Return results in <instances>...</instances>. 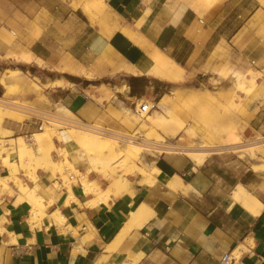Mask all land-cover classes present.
<instances>
[{
  "label": "crops",
  "instance_id": "0c3cea01",
  "mask_svg": "<svg viewBox=\"0 0 264 264\" xmlns=\"http://www.w3.org/2000/svg\"><path fill=\"white\" fill-rule=\"evenodd\" d=\"M25 1L0 0V62L7 65L17 61L39 67L36 62L41 61L58 71L65 60L62 69L69 72L62 73L90 78L93 73L85 67L96 63L92 72L98 73L107 61L119 69L113 75L104 72L98 77L119 75L125 83L117 89L125 97H131L130 78L147 79L146 93L137 101L147 99L155 84L174 82L146 75L155 67L152 47L180 65L183 76L215 75V68L232 56L235 46L241 47L235 50L240 57L252 59L257 71L264 72V0H102L107 6L103 13L113 21V30L102 33L89 25L93 32L81 41L67 36L71 29L54 17L57 7L54 11L39 7L29 18ZM35 17L51 21L42 25ZM124 29L133 35L126 37ZM29 31L33 32L26 43L29 52L19 53L18 58L10 55L9 33L24 38ZM18 70V75L3 83L25 85V73ZM57 81L61 85H54ZM102 84L92 85V94L84 88L89 90V84L50 78L49 87L41 92L26 91L16 98L39 108L59 106L87 124L101 119L110 123L105 93L97 89ZM0 94H5L1 83ZM120 95L115 94L117 98ZM111 105L118 109L114 101ZM34 129H22L18 123L11 127L13 133L24 137L33 135ZM59 133L62 139L55 141L58 148L73 153L76 143L66 138L69 133ZM214 156L201 164L179 156L159 158L158 182L162 183L138 185L134 196L110 195L95 205L91 204L93 196H86L79 184L71 185L74 201L59 173L39 169L35 180H30L22 170L19 179L43 199L44 215L32 220V205L14 182L11 192L0 189V264H221L223 256L233 254L240 245L243 248L230 264H264V193L259 191L264 174L253 171L250 175L249 169L239 170L242 163L220 156V164ZM15 162L19 165L18 158ZM9 173V167L0 161V176ZM173 173L182 179L183 187L170 192L165 184ZM238 185L259 191L256 198L262 208L258 214L233 200ZM139 203L150 206L152 217L119 239L130 210Z\"/></svg>",
  "mask_w": 264,
  "mask_h": 264
},
{
  "label": "rangeland",
  "instance_id": "374dc122",
  "mask_svg": "<svg viewBox=\"0 0 264 264\" xmlns=\"http://www.w3.org/2000/svg\"><path fill=\"white\" fill-rule=\"evenodd\" d=\"M77 5L80 6V8L76 10ZM25 7L27 8V15L29 18L34 16V11L39 7H46L49 11H54L55 7H57V13H55L54 17H56L57 21L64 27L68 25V28L71 30L67 31V36L71 37L72 39L74 38V41H81V38L86 37L87 33L89 35L92 34L93 31L89 28V25L95 27L102 33H104L105 30L108 32L113 30V21L108 18L106 13L100 15V13L98 14L97 12L100 9H107L105 2L102 0L91 4L83 3L81 0H26ZM52 18L53 17H51V19ZM35 20L38 23H42V25L49 24L51 21L50 19H45L43 17H35ZM52 21L54 20L52 19ZM64 32H66V30H64L63 33ZM32 37L33 32L31 33L30 31L24 38L18 37L16 34L9 33V42L12 49L10 51V55L16 56V58H18L20 57L18 56L19 53H28L29 47L26 45V43L30 42ZM74 49L79 50V47H74ZM239 49H241V47L235 46L234 50H232V56H229L227 61L220 62L217 68L214 70L215 75H211V77L192 78L189 74H187L184 76L182 75L179 79L172 83L166 82L160 85L155 84V88L151 89V92L147 96V100L150 102L151 106L148 109L149 113L146 116H141L136 112V108H138L136 106L138 103L136 98L139 95L146 93L144 89L142 92H133L131 88V93L129 94L131 97H125V95L117 89L125 83L120 81L121 79H119V75H116L112 78L98 77L100 73L102 74L104 72L109 73V75H113L115 70L119 69L118 66L114 67L107 61L101 64L103 69H101L98 73L92 72L96 63L87 65L85 67L86 71L88 73H93V75L91 74L92 76L90 78L78 73L77 74L79 76L67 74L69 70L62 69L65 60L61 61L62 65L58 67V71L54 68H50L46 63L41 61L36 62L39 67H33L29 65L23 66L21 62L17 61H13L9 65H7V63L0 62V83L5 88V94H0V96L8 100L17 101L18 103L28 107L46 112H55L56 114L63 117H73V115L70 113L61 111L59 106H55L54 108L49 107L46 109L39 108L33 104L20 100L18 97L16 98V95L25 93L26 91L41 92L45 88L49 87L46 84L50 82V78L53 79L57 77H59L60 80H68L74 83L83 82L84 86L89 84V90L86 89V87L84 88L86 93L88 91L92 94L95 91L92 85L105 83L110 88V95L104 96L106 98V102L108 103L106 118H109L111 122L105 123V121L101 119L97 121L95 125L106 129H113L119 133L137 134L142 139V141L145 140L146 142H151V144L144 142L138 143L142 146L145 145L149 148V150H145L143 148L139 149L138 155L135 156L134 165L132 164L128 165V167H122L120 164H118L119 160L116 159V161L114 160V163H112V167H109L110 171L107 172V176L110 175V177H112L111 175L118 176V174H120L124 176V178L128 179V184L132 189H134V191H132L133 193L130 192L131 194L126 192L129 193V195H135V189L138 185L151 186L159 183L158 175L160 170L157 164L159 158L164 156L168 157L170 155L189 159L182 151L175 154H162L160 153V150L155 151V149L151 148L153 145L161 146L162 142L186 145L189 146L188 150L199 151L203 150V148H200V146L203 144H207V146L212 147L219 146L226 140L228 135L236 134L242 140L243 143L241 145L244 147L253 143H256L258 147L252 149L249 154L235 152L231 149H218L215 147L214 149L217 150H213L208 156H206L205 160L215 155L214 157L219 158L217 160L220 164L222 163L223 159H227L234 163H242L243 166L240 167L239 170L249 169L250 175L253 174V171L264 174V72L260 73L259 75V72L257 71V63L253 62L252 59L248 60L246 58L240 57L238 53L235 52V50ZM63 50V47L60 48V51ZM34 61L35 60L31 62L34 63ZM12 68H18L23 71V73H25V77L23 79V83L25 85H5V83H3L2 74L6 72L3 70ZM108 68H110V71H108ZM61 71L68 72L62 73ZM250 72L251 74L257 73V84L249 86L248 90L239 88L236 85V79L238 78L237 74L244 73L245 75L248 74L247 76L249 77ZM71 78L73 79L71 80ZM35 84L39 85L41 89H38ZM173 88H176L177 90L174 91V93H171ZM118 92L121 93V97L119 98L115 96V94ZM165 93L170 94V101H168L169 111H165L162 108L157 107L158 102L161 101ZM109 97L112 98L109 99ZM113 101L116 103V107H118V109L112 107L111 104ZM119 101L122 103H119ZM127 109H129V111H126ZM153 110L163 116H174L177 120L179 119L178 121L184 126V130L178 132V123H173V127L171 128L152 124L150 113ZM0 116L2 119V123L0 124V147L2 148L0 149V161H2L3 165L5 166H8L9 164V166H11L15 164L16 170L14 174L9 173V176H0V178H3L8 183V187L3 188L0 186V189L2 192H11L12 183L14 182V184L17 186L18 183H16V181H22L19 179V173H21L22 170L24 171V174L27 175V177L31 180L36 177L35 175L39 170V166L37 165L38 163L36 160H31L30 163H27V161H25V158L27 157L24 156L20 158L19 155L16 154L15 149H13V153L11 152V154L7 156L3 151L6 149L5 145L8 143L7 140L21 137L28 145L32 153H38L35 149L36 146L34 141L38 137H34L33 135L24 137L25 135L22 133H13L11 131L13 123H18L20 128L23 129L24 127L22 125L25 124L26 121H29L33 118L28 117L27 115L21 116L16 111L15 115L12 113L0 112ZM47 127L51 128L53 137L52 141L54 148L51 151L53 160L57 161L58 164L60 162L58 165L60 167H62V163L64 167L67 163V165L70 167L68 172L63 169L64 171L59 173L64 178L65 186L67 185L66 187H68V182L71 185H80L79 181H81V173H84L87 171V169L91 168V162L88 160L90 159V152H84L85 150L76 144L75 151H73V153L68 154L64 158L57 156L58 151L64 150L58 148L59 145H56L55 141L57 136L60 135L59 132L69 133L70 128H64L50 124L44 126L43 129L45 130ZM35 132L39 133L42 131H39L35 127L33 133ZM42 139L46 140L48 137L43 136ZM8 144H10V148H16V142H11ZM193 145L196 147L193 148ZM86 153L88 154L89 158ZM220 156L223 157V159H220ZM17 158L19 159V165H17L15 162V159ZM34 162L38 167L34 164ZM70 162L73 168L70 166ZM152 164L157 168L156 173L152 170ZM215 165L218 164L216 163ZM113 168H115V170L117 169L116 172L113 170ZM33 170L36 173H34ZM92 171H94L92 172L94 173V177L90 175V179L97 180L96 182L99 184L101 190H106L110 183L109 178L96 169ZM118 171H120V173ZM152 176L155 177V179H152ZM22 183L24 182L22 181ZM247 190L250 191L255 197L258 196L259 191L264 193V179L259 191H252L250 189ZM241 248H243V246L240 245L239 248L231 255V259L238 257V252Z\"/></svg>",
  "mask_w": 264,
  "mask_h": 264
},
{
  "label": "bare ground",
  "instance_id": "6f19581e",
  "mask_svg": "<svg viewBox=\"0 0 264 264\" xmlns=\"http://www.w3.org/2000/svg\"><path fill=\"white\" fill-rule=\"evenodd\" d=\"M81 1L83 3H86V4H88V3L91 4V3H97L100 0H81ZM205 4H206V2H204V5ZM77 7H79V6L77 5L76 8ZM199 10H200V8L198 9V11ZM104 11H105V9H100L97 12H98V14L100 13V15H101ZM123 33L128 38L133 35V32L131 30L124 29ZM150 55L153 58V60L155 61V67L146 72L147 76H156V77H161V78L169 80V81H176L177 79H179L184 74V69L180 65L175 64L172 60H170V58H168L166 55H164L163 52L160 51L159 49L152 47L150 49ZM5 71L6 72H4V74H2V80L3 81L12 79L20 73V71L18 69H8ZM237 75H238V78L236 79V85L239 88H242L243 90H245V89L248 90L249 86H253V85L257 84V82H256L257 73L251 74V72H250L249 77L247 76L248 74L245 75L244 73H239ZM259 75H260V73H259ZM61 83H62L61 81H57L54 83V85H61ZM97 89L99 91H103L105 93V96L110 95V93H109L110 88L105 84H102ZM234 89H236V88H234ZM176 90H177L176 88H173L171 93H174V91H176ZM169 95L170 94L165 93L163 95L161 101L158 102L157 107H160L165 111H169V108H168V101H170ZM98 99L101 101L103 100L101 97ZM16 103H18V102L16 101ZM145 103L148 105V107L145 109V111L141 112L142 107L144 106ZM150 106H151L150 102L147 99H145L144 97H142L140 100H138V103H137L138 108H136V112L139 113L141 116H146L149 113L148 109L150 108ZM15 111L21 116L27 115L28 117H30L28 114H25L22 111H17V110L10 109L8 107H4V106L0 105V112L12 113L13 115H15ZM126 111H129V110H126ZM152 112H153V114H152ZM152 112L150 113L152 124L162 125L164 127L171 128V127H173V123H176V124L178 123V128H177L178 132L184 130V126L181 124V122L178 121L179 119L177 120L174 116L173 117L172 116L166 117V116L161 115L160 113L159 114L156 113L155 110H153ZM1 121H2V119L0 116V124L2 123ZM52 125L58 126L57 124H52ZM96 127H98V128H96V130L87 129V128H70L69 135H68V137H66L67 139L69 138L71 141L78 144L83 150H85L84 152H86V151L88 153L90 152L89 153L90 159H88V160H90V162H91V165H90L91 168L87 169L86 172L81 173V175H80L81 181H79V183L82 186L83 193L86 196H93V200H91L92 201L91 204H94V205L97 203L103 202V201L105 202L111 194H113L115 196V195L124 194L126 192L130 193V192L134 191V189H132L131 186L128 184V179L124 178V176L118 174V176L111 175L112 177H110L109 174H108L109 176H107V172L110 171L109 167H112V165H113L112 163H114V160L116 161V159H118L119 160L118 164H120L122 167H128V165H132V164L134 165L135 156L138 155L139 149L143 148L145 150L146 149L149 150V148L146 147L145 145L142 146L141 144H138V143L131 141L130 140L131 137L127 133H123V134H125L124 137H126L125 140H118V139H116L115 136H112L111 134L109 135L108 133L107 134L102 133L105 130L100 128L99 126H96ZM108 131H110L109 133H112V134H116V133L118 134L119 133L118 131H115L113 129H108ZM33 136L38 137L34 140L35 146H36L35 149L37 150L38 153H36V152H35L36 154L32 153L30 148L28 147V145L25 143V141L21 137L16 138L18 140H16V139L7 140L8 143H11V142L15 143L16 142V144H15L16 148H10L9 147L10 144L7 143L5 145L6 149H4L3 151L6 153L7 156H9L11 154V152L13 151V149H15L16 154L19 155L20 158H22L24 156L27 157V158H25V161H27V163H30L31 160H34V161L36 160L38 163L37 165L39 167L35 164V162H34V164L39 169L47 170V171H50L54 174L55 173H62L64 170H66L67 172L70 170V167L67 165L68 163L66 164L67 166L65 165V167H64L63 163L61 162L62 167H60V166H58L60 164V162L58 164L57 161L53 160L51 151L54 148V144L52 141L53 137H52L51 128L47 127L42 132H39V133L35 132L33 134ZM40 136H42V137L46 136V137H48V139L43 140L42 137H40ZM32 139H34V138H32ZM61 139H62V137L60 135H58L57 140H61ZM143 142L151 144V142H146L145 140ZM242 143H243L242 140L236 134H231V135H228V137H226V140L224 142H222L221 145L212 147V146H207V144L206 145L203 144L200 146V148L201 149L203 148V150H199V151L188 150L189 146H186V145L170 144L168 142H166V143L162 142L161 148H159V149H160V153H162V154H175V153H180L182 151L183 153H185L187 155V157L191 161L195 162L196 164H201L204 162L206 156H208L213 150H217V149H214L215 147H217L218 149H226V150L231 149V150H234L235 152H239V153H243V154H247V153L249 154V152L252 149H254L255 147H258V145H256V143L248 144V146H246V147L241 145ZM195 147L196 146L193 145V148H195ZM205 148H207V149H205ZM0 149H2V148L0 147ZM67 155L68 154L65 150H60V151H58V154H57V156H61L63 158L66 157ZM87 156H88V154H87ZM89 156H88V158H89ZM69 164L72 167L71 162ZM153 164H152V170L156 173L157 168L155 167V165L153 166ZM9 167H10V173L14 174L16 171L15 170V164L11 165ZM115 168H113V170H115ZM94 169L98 170L99 172H102L105 176H107L109 178L110 183H109V186L107 187L106 190H101L99 184L96 182L97 180H91L90 179V175L92 172H94V171H92ZM116 170H115V172H116ZM73 172H74V170H73ZM118 172L120 173V171H118ZM34 173H36V172L34 171ZM32 175H31V177H32ZM77 176H79V175H77ZM33 179H35V178H33ZM33 179H31V180H33ZM152 179H155V177H153ZM72 181H73V179H72ZM16 183H18L17 186H18L19 190L21 191V193L23 194L22 196H24L26 199H28V201L32 205V211L34 214V219H32V220H36V218L43 216L44 215L43 211H42L44 209L43 199L35 192V190H33V188L31 189L30 187H28V185L22 183V181L20 182V180H18V181H16ZM7 184L8 183L3 178H0V186L1 187H3V188L8 187ZM165 185H166V189L170 192H174V191L183 187L182 179L178 175H176L175 173H173L171 175L170 179L167 180V183ZM67 189L70 191V195H71L72 199H74V201H75L76 198L73 196V194L71 192V184H69V182H68V188ZM68 195H69V193H68ZM20 196H21V194H20ZM232 198L234 201L240 202L247 211H250L254 214H258L259 210L262 208V203L252 193L247 191L242 185H238L237 188L233 191ZM152 215H153V213H152V210H151L149 205H147L145 203H139V204L133 205L132 209L130 210V217H129L127 223L125 224L119 239L126 236L133 229L143 227L146 223H148V221L150 220ZM59 218H56V220L59 221ZM58 223H60V222H58Z\"/></svg>",
  "mask_w": 264,
  "mask_h": 264
},
{
  "label": "built area",
  "instance_id": "2783aa9c",
  "mask_svg": "<svg viewBox=\"0 0 264 264\" xmlns=\"http://www.w3.org/2000/svg\"><path fill=\"white\" fill-rule=\"evenodd\" d=\"M0 105L4 106V107H8L10 109H14L17 111H22L25 114H28L31 118V120L26 121L25 124H23V127H36V129H38L39 131H43L44 126L46 125H50V124H57L58 126L64 127V128H87V129H92V130H96V125L95 124H87L84 123L83 121H81L80 119H78L77 117L73 116V117H63L60 116L58 114H56L55 112H46V111H42L39 109H35L32 107H28L25 106L23 104L20 103H16V101L13 100H8L5 99L4 97L0 96ZM148 107V105L145 103L144 106L142 107V111H145V109ZM152 109V108H151ZM150 109V111H151ZM102 128V127H100ZM105 131H103L102 133L104 134H111L112 136H115L116 139L118 140H125L126 137L125 134L123 133H116V134H112L109 133L110 131H108V129L102 128ZM129 136L131 137V141L135 142V143H142V139L137 135V134H129ZM154 146V147H153ZM151 148L155 149V151H159L161 148L160 145H153ZM231 255L232 253H226L223 256V259L221 261V264H230V262H232L233 259H231Z\"/></svg>",
  "mask_w": 264,
  "mask_h": 264
},
{
  "label": "trees",
  "instance_id": "16d2710c",
  "mask_svg": "<svg viewBox=\"0 0 264 264\" xmlns=\"http://www.w3.org/2000/svg\"><path fill=\"white\" fill-rule=\"evenodd\" d=\"M72 79L73 78H71V80ZM130 82H131V88L133 92L135 91L142 92L144 86L147 84V79L132 77L130 78Z\"/></svg>",
  "mask_w": 264,
  "mask_h": 264
}]
</instances>
